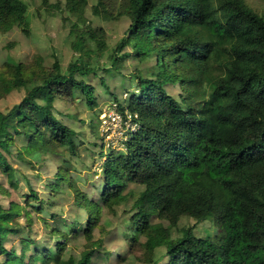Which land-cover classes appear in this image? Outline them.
<instances>
[{
	"label": "trees",
	"instance_id": "16d2710c",
	"mask_svg": "<svg viewBox=\"0 0 264 264\" xmlns=\"http://www.w3.org/2000/svg\"><path fill=\"white\" fill-rule=\"evenodd\" d=\"M126 8L131 38H124L118 50L130 43L137 56L155 53L152 74L157 77L117 103L139 128L128 132L124 149L100 150L106 160L98 201L73 184L78 205L88 212L80 257L64 254L68 235L60 228L75 230L77 224L61 216L51 225L57 248L27 239L8 249L4 232L17 235L20 229L0 205V264H92L101 246L92 230L104 207L115 210L120 203L136 212L137 226L130 230L144 237L133 243L142 264H161L160 247L169 256L166 264H264V14L245 0H127ZM24 10L23 0H0V23L21 21ZM212 60L217 74L201 75ZM97 66L83 58L66 69L56 62L48 72L35 70L33 86L21 72L13 82L0 76V92L20 85L27 89L14 110H0V168L11 180L4 151L16 138L39 146L48 139L63 147L74 143L75 131L40 100L80 91L95 108L92 88L76 75L88 76ZM179 80L192 90L196 102L190 109L164 88ZM63 171L48 184L54 192L72 186L70 172ZM130 183L143 189L125 192ZM45 203L52 204L41 198L35 208L42 211ZM183 217L215 221L217 234L204 237L195 226L179 227Z\"/></svg>",
	"mask_w": 264,
	"mask_h": 264
},
{
	"label": "rangeland",
	"instance_id": "374dc122",
	"mask_svg": "<svg viewBox=\"0 0 264 264\" xmlns=\"http://www.w3.org/2000/svg\"><path fill=\"white\" fill-rule=\"evenodd\" d=\"M23 1L25 10L21 21L9 19L0 23V76L13 82L14 75L21 72L33 86L30 82L39 68L44 73L53 70L56 62L66 69L81 58L87 62L93 60L98 66L91 74L76 76L92 88L97 106L90 108L80 91L74 96L58 93L50 101L40 100L50 106L57 119L75 131L74 143L63 147L48 139L46 146H39L28 144L21 136L8 150H3L13 179L0 168V205L11 211L9 220L18 221L20 229L17 235L4 232V239L11 250L19 248L20 242L27 239L57 248L54 242L57 236L51 225L57 219L54 216H61L77 224L75 230L67 226L60 228L68 235L64 238L67 241L64 254L80 257L85 243L81 231L87 225L88 212L78 205L74 191L78 186L90 199H98L106 160L100 150L103 148L107 154L114 148L124 149L128 132L139 128L128 112L126 116L117 109V103L139 93L147 82L157 77L152 74L157 67V56L155 53L137 56L130 43L118 50L124 38H131L127 0H103L102 4H98V0ZM245 1L264 14V0ZM176 67L174 64L171 69ZM218 70L217 61L212 60L202 67L201 75H215ZM164 88L183 101L187 109L195 106L191 88L181 80L170 81ZM26 94L25 85L10 91L4 88L0 92V110L4 113L14 110ZM59 170L70 172L67 175L72 179V186H62L54 192L48 184L55 180ZM125 189V192L133 189L137 192L143 187L130 183ZM35 196L52 204L45 203L44 210L38 211ZM134 213L122 203L117 204L115 210L103 208L92 230L94 239L101 244L92 257V264H142L141 251L133 243L144 241V237L130 230L137 226ZM153 222L159 220L153 219ZM163 223L168 225L167 221ZM183 226H195V233L206 237L217 234L218 224L212 220L197 223L183 217L179 227ZM77 230L80 234L75 232ZM156 257L161 258V264L169 261L165 247L157 249Z\"/></svg>",
	"mask_w": 264,
	"mask_h": 264
}]
</instances>
